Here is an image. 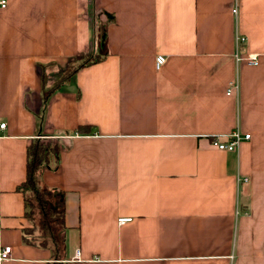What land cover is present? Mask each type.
<instances>
[{
    "label": "crops",
    "instance_id": "obj_1",
    "mask_svg": "<svg viewBox=\"0 0 264 264\" xmlns=\"http://www.w3.org/2000/svg\"><path fill=\"white\" fill-rule=\"evenodd\" d=\"M0 123V264H264V0H6ZM37 139L60 146L38 179L58 252L22 239Z\"/></svg>",
    "mask_w": 264,
    "mask_h": 264
},
{
    "label": "trees",
    "instance_id": "obj_2",
    "mask_svg": "<svg viewBox=\"0 0 264 264\" xmlns=\"http://www.w3.org/2000/svg\"><path fill=\"white\" fill-rule=\"evenodd\" d=\"M102 57L99 54H93L81 60L80 64L71 71L66 73L58 81H56L49 90H43V97L47 99L52 91L63 81L67 80L72 74L78 71L80 68L98 63ZM79 129V128H78ZM80 132V131H79ZM60 152V146L52 141L34 140L26 147V172L25 180L20 186L21 192L24 194V217L27 221L30 220L28 216V209H37L40 219V229L48 234V238L52 242V246H56L57 238L60 241L62 247L63 236V217H64V198L63 194L53 189L43 188L38 186V179L42 171L48 167L49 158H58ZM30 192L32 200H27V193ZM29 215L31 213L29 212ZM25 231V229H24ZM23 242H26L25 233L23 232ZM30 245V244H29ZM41 247H47L44 245H38Z\"/></svg>",
    "mask_w": 264,
    "mask_h": 264
},
{
    "label": "built area",
    "instance_id": "obj_3",
    "mask_svg": "<svg viewBox=\"0 0 264 264\" xmlns=\"http://www.w3.org/2000/svg\"><path fill=\"white\" fill-rule=\"evenodd\" d=\"M6 7V0H0V8H5ZM235 13V10L232 11ZM244 38H238L237 42H244ZM236 60H239L236 58ZM166 62V57L162 55H158L155 58V68L159 69L164 63ZM246 63L248 65H257L258 61L256 60L255 57L248 58L246 59ZM6 129V124L5 123H0V138H1V132ZM249 135L248 134H240L238 131H234L231 134L228 135H223V136H218L214 137L211 140V144L218 150V151H225V152H233L235 151L239 144L243 140H248ZM239 181V179H238ZM243 182H246V179L242 180ZM125 221L124 219L119 220V222ZM10 253H11V247L10 246H3L0 247V262L6 261L10 258Z\"/></svg>",
    "mask_w": 264,
    "mask_h": 264
},
{
    "label": "rangeland",
    "instance_id": "obj_4",
    "mask_svg": "<svg viewBox=\"0 0 264 264\" xmlns=\"http://www.w3.org/2000/svg\"><path fill=\"white\" fill-rule=\"evenodd\" d=\"M100 39H101V37H100ZM103 47H104L103 43L101 42L99 45V51L100 52H103ZM79 64L80 63H78L77 66ZM71 70H72V68L69 71H71ZM27 200H30V201L32 200V195L30 192L27 193ZM29 212L31 213V215H29ZM28 216H29L30 220L29 221L26 220L27 225H26V228L24 231L26 242H28L30 245H44L46 243L47 245L52 246V242L48 238L49 237L48 234L40 229L39 223H40L41 216H40L38 210L33 209V208L28 209ZM55 244H56V246H54V247L52 246V247L54 248V251L58 252V250H60L62 248L60 246V241L58 238H57V243H55Z\"/></svg>",
    "mask_w": 264,
    "mask_h": 264
}]
</instances>
